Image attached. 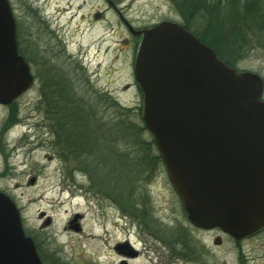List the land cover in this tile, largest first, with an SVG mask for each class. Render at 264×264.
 <instances>
[{"label":"rangeland","instance_id":"374dc122","mask_svg":"<svg viewBox=\"0 0 264 264\" xmlns=\"http://www.w3.org/2000/svg\"><path fill=\"white\" fill-rule=\"evenodd\" d=\"M9 2L36 82L0 105V191L43 264H264V230L237 246L220 228L191 223L142 117L140 37L127 25L191 22L222 38L215 44L233 68L264 80V0H202L203 22L174 0ZM55 75L65 91L60 119L44 99ZM114 99L132 111L116 110ZM77 215L81 231L70 227Z\"/></svg>","mask_w":264,"mask_h":264},{"label":"water","instance_id":"95a60500","mask_svg":"<svg viewBox=\"0 0 264 264\" xmlns=\"http://www.w3.org/2000/svg\"><path fill=\"white\" fill-rule=\"evenodd\" d=\"M141 35L135 79L143 120L191 222L237 239L264 228V80L238 72L180 23L164 20ZM9 0H0V103L32 82L19 55ZM79 216L70 227L79 231ZM0 264H43L20 211L0 191Z\"/></svg>","mask_w":264,"mask_h":264},{"label":"trees","instance_id":"16d2710c","mask_svg":"<svg viewBox=\"0 0 264 264\" xmlns=\"http://www.w3.org/2000/svg\"><path fill=\"white\" fill-rule=\"evenodd\" d=\"M176 1V6L180 8V10L182 11H185V10H188L189 9H192V15H198L200 18H201V21L203 22V13L200 9V5H202V0H174ZM191 15V16H192ZM197 17V16H196ZM200 21V20H199ZM191 24V22H190ZM190 24H183L184 27L186 29H188L189 31H191L193 34H195L202 42L206 43L208 46H210L216 53H217V56L222 60L224 61L228 66L230 67H234L229 61L228 59L226 58V55L229 54V52L227 51H221L217 48V45L215 44L217 41L218 42H222V38H219L218 40H210L208 38V29L207 30H203L204 32L203 33H199V31H197V29H194ZM225 38V37H224ZM20 50V49H19ZM21 53V52H20ZM68 88L69 90L67 89V95H70V86L68 84ZM68 99V102L66 103V108H67V105L69 106V109L71 107V103H72V100L73 99V96H70L69 98L67 97ZM65 103V102H64ZM113 107L115 106L116 110H119L120 112H122L123 114H126V113H130L132 110L130 108H127V107H123L119 104V102L114 99L113 100V103H112ZM85 106L86 108V105H83ZM67 110V109H66ZM85 112V110H84ZM69 114L72 113V111H68ZM75 114V113H74ZM72 127V126H71ZM69 132L70 133H73V131L71 130V128H69ZM74 134V133H73ZM84 154V153H81V155ZM89 154V153H88ZM91 156V154H90ZM148 156V155H147Z\"/></svg>","mask_w":264,"mask_h":264},{"label":"flooded vegetation","instance_id":"af4514ba","mask_svg":"<svg viewBox=\"0 0 264 264\" xmlns=\"http://www.w3.org/2000/svg\"><path fill=\"white\" fill-rule=\"evenodd\" d=\"M138 36V35H137ZM139 37H140V40H141V38H142V35H139ZM30 73H31V75H32V77L34 78V84H35V82H36V76L33 74V72H32V65L30 64ZM63 80H64V78H63ZM54 81H56V82H58V83H56V82H54ZM54 81H53V78L51 79V81H50V84H51V88L50 89H48V87H47V93L45 94V96H44V99H45V102H46V104L48 105L51 101V103L52 104H54V106H55V117H56V119H57V116L59 117V112H60V105L62 104V103H64L65 102V91H64V85L63 84H61V77L60 76H56L55 75V77H54ZM34 84L32 85V87L34 86ZM46 84H47V82H46ZM60 84V85H59ZM61 85H63V86H61ZM0 105H2V103H0ZM57 108H58V110H57ZM47 113H48V110H47ZM57 115V116H56ZM75 115V117H76V120H79V117L81 116V113H76V114H74ZM59 119H60V117H59ZM75 120V121H76ZM79 124H80V127H81V122H79ZM76 134H80V133H82V129L80 130L77 126H76ZM57 134V133H56ZM77 136H79V135H77ZM55 146H57V145H54V147ZM59 146V149L57 150L58 152H66V148L65 147H63V145L62 146H60V144L58 145ZM78 224H79V227H80V231L82 230V227H81V225H80V223H79V220H78ZM199 228V227H198ZM199 229H203V230H206V229H204V228H199ZM264 229H262L261 231H263ZM221 231L224 233V235L226 236V237H228L229 239H231L237 246H240L243 242H245V241H247V240H249V239H252V238H254L256 235H258L261 231H259V232H256V233H254V234H251V235H248V236H246V237H244V238H241V239H237L236 237H234L233 235H231V234H229V233H226V232H224L222 229H221ZM219 241L220 242H222L221 241V239H219Z\"/></svg>","mask_w":264,"mask_h":264},{"label":"bare ground","instance_id":"6f19581e","mask_svg":"<svg viewBox=\"0 0 264 264\" xmlns=\"http://www.w3.org/2000/svg\"><path fill=\"white\" fill-rule=\"evenodd\" d=\"M146 255H147V253H142L140 256V260L145 261V262L148 261Z\"/></svg>","mask_w":264,"mask_h":264}]
</instances>
